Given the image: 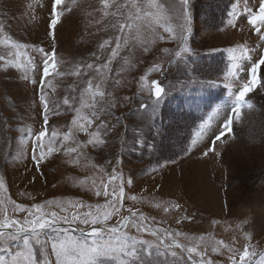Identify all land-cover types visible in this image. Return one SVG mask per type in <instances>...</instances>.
Returning a JSON list of instances; mask_svg holds the SVG:
<instances>
[{
  "label": "rangeland",
  "instance_id": "obj_1",
  "mask_svg": "<svg viewBox=\"0 0 264 264\" xmlns=\"http://www.w3.org/2000/svg\"><path fill=\"white\" fill-rule=\"evenodd\" d=\"M213 1L189 0L188 53L177 56L179 41L168 38L159 25L154 31L145 27L139 40L130 38L129 47H122L109 65L111 71L96 72L85 66L105 62L111 48L101 50L99 45L120 35L112 25L123 22L120 11L127 15L126 9L117 11L114 6L105 10L102 0H63L57 6L60 21L52 30L51 0H0V40L11 38L8 46L0 44V57H4L0 59V179L4 183L0 207L21 220L26 214L14 213L9 199L25 207L43 204L46 212L71 216V211L62 212L55 202L66 206L69 201L83 202L93 208L103 205L105 198L95 192L109 183L115 171L125 182L123 215L128 214L126 210L130 207L147 217L146 223L151 227L180 233L181 244L191 247L195 242L213 264H230L232 256L239 261L245 248L250 253L246 259L257 264L264 254V65L256 69V86L246 96L257 104L259 112L247 119L245 111L252 107L244 108L245 100H239L235 85L226 86L225 76L232 66L229 49L243 44L255 47L259 43L257 33L247 26L246 19L243 29L228 25L236 0L229 5L223 23L219 14H211ZM141 2L145 11H156L149 8L148 0ZM158 2L167 8L171 0ZM240 2L242 5L243 0ZM248 2L253 4L257 0ZM125 3L127 0H115L116 6ZM106 11L110 14L105 15ZM169 23L175 26L176 21L171 19ZM12 41L27 45L21 50L24 55L20 59L27 62L33 58L40 64L36 79L42 85L34 89L30 81L21 78V70L6 69L15 54V49L10 48ZM141 41L147 43L148 53L142 54ZM39 48L55 53L47 77L42 73L43 58L36 51ZM155 65L160 66L159 71L152 70ZM28 75H33L31 69ZM241 75L250 81L251 65ZM155 79L164 87L158 106L152 90ZM88 81L100 86L106 101L116 103L114 116L109 118L110 128L112 124L116 126L105 138L107 144L95 149L89 146L76 163V154L66 153L58 143L59 150L37 165L32 155L39 131L49 129L43 140L47 145L52 130L62 138L76 118L75 111H65L68 106H63L58 115L49 112L46 125L44 107L39 101L41 86L50 108L54 104L63 105V100L70 96L77 98L72 104L79 108L82 92L83 100L91 102L84 91ZM236 107L240 108L239 119L232 111ZM182 110L196 116L207 113L196 126L192 116L190 119L177 116L182 115L179 113ZM90 111L81 108L80 114L90 118ZM225 112L233 118L232 131H226V138L221 137L213 145L209 136L217 126L223 129ZM116 116L120 117L119 123ZM75 139L83 143L85 133H77ZM64 143L72 146L71 141ZM205 144L214 147V152L207 156L203 154L207 151ZM128 179L131 185L126 183ZM120 183V179L112 181L109 190L112 187L118 190ZM133 196L137 200L133 201ZM48 201L54 203L48 205ZM87 210L85 207L79 211ZM60 228L80 235L76 225L65 224ZM126 231L155 241L150 233L138 234L130 226ZM218 244L220 249L213 251ZM35 247L38 251L39 246ZM176 251L180 254V249ZM183 257L187 260L186 253Z\"/></svg>",
  "mask_w": 264,
  "mask_h": 264
},
{
  "label": "snow or ice",
  "instance_id": "obj_2",
  "mask_svg": "<svg viewBox=\"0 0 264 264\" xmlns=\"http://www.w3.org/2000/svg\"><path fill=\"white\" fill-rule=\"evenodd\" d=\"M62 2L63 0H51L50 28L52 30L60 21L61 12L57 11V6ZM102 4L105 10L115 6L117 11L123 8L127 10L128 14L125 15L123 11H120L123 22L112 25L120 35L106 39L99 45L101 50L111 48L110 55L105 59V62L98 66L91 63L86 64L87 70L100 72L101 69H107L111 71L109 65L119 55L122 47H129L130 38L133 41L139 40L141 29L145 27L154 31V27L159 25L168 34V38L178 40L180 50L175 53L177 56L190 51L187 47L191 25L189 0H171L167 8L158 0H148L149 8H155V12L145 11L141 0H127V3L121 6H116L115 0H112V3L110 0H102ZM257 7L258 12L253 10ZM168 13H172V16H169ZM109 14L107 11L105 12V15ZM171 19H175V26L169 23ZM245 19L247 26H250L257 33L259 43L255 47L243 44L230 48L232 66L225 76V80L228 81L226 86L231 88L235 85L241 101H244L247 94L256 86V69L260 65H264V31H262L264 28V0H257L253 4H250L248 0H243L242 5L240 0H236V3L232 5L228 25L232 28L241 27L243 29ZM10 39L9 37L0 40V44L8 46ZM113 44L115 47H112ZM26 47L27 45L12 41L10 48L15 49V54L13 59L8 61L6 69L7 67H15L21 70V78L30 81L35 89L36 86L42 85V81L36 79V76L40 74L41 66L33 58H28L27 62L20 59L24 55L21 50ZM141 48L142 54L150 51L147 43L143 41H141ZM36 51L43 58L42 73L44 77H47L49 75V62L55 60V53L45 52L43 48L36 49ZM3 58L0 57V59ZM256 58H258V62H256ZM97 59L99 60L100 57L97 56ZM249 65H251L250 81L246 79V75H241L242 72L246 73ZM52 67H55L54 63ZM30 69L33 72L32 76L28 75ZM152 70L159 71L160 66L155 65ZM141 79L143 80L144 77ZM153 85L154 94L157 97L156 105L158 106L164 89L155 81H153ZM84 91L88 93L90 103L83 100L82 92L79 108L72 104L77 99L75 96L65 98L63 105L54 104L50 108L48 96L41 86L39 101L44 107L43 121L46 125L49 120V112L58 115L63 106H68L65 111H75L76 118L71 121L72 127H69L62 138L58 132L52 130L47 145L43 143V140L48 136L49 129L45 127L39 131L32 155V159L36 161L37 165L54 151L59 150L56 147L58 143L60 148L66 150V153L76 154V163H79L80 156L89 146L95 149L102 148L107 144L105 138L109 135L111 128L116 126L112 124L110 128L109 125V118L114 116L113 110L116 103L106 101L105 92L100 91L99 85L94 86L92 81H88V87ZM85 107L91 110L90 118H85L80 114L81 108ZM232 111L235 118L239 119L240 108L236 107ZM153 112H155V106H153ZM115 120L119 123L120 117L116 116ZM232 124L233 118L225 112L223 129L217 126L209 136L213 145L216 141H221V137H225L226 131H232ZM93 125L95 126L93 127ZM80 132L85 133L86 136L83 143L75 139V135ZM65 141H71L72 146L65 144ZM203 147L207 148V151L203 152L205 156L209 152H214V147H209L208 144L203 145ZM117 179L121 181L118 190L116 187L109 190V184ZM124 183L123 178L117 177L114 171L109 183L102 184L101 188L96 190L95 195L104 197L106 202L103 205H96L95 208L92 205L86 206L83 202L73 203L69 201L67 206L62 202H55V206L60 208L62 212L71 211V216L67 214L58 215L55 211L46 212L43 204L37 203L32 207H25L9 199L14 213H25L26 215L22 220L17 219L9 215L6 208L0 207V215L3 216L0 219V252L4 253L0 255V264H213V261L206 257V252L201 251L195 242L191 247H185L181 244L178 241L180 233L151 227L146 223L147 217L143 214L138 215L130 207L126 210L128 214L123 215L121 210L124 208L126 199ZM126 183L131 185V179H128ZM3 188V180L0 179V189ZM131 199L135 201L137 197L133 196ZM46 203L52 205L54 202L48 201ZM0 204H3V201H0ZM85 207L88 208L87 211H79ZM73 209L76 211H72ZM116 217H119L116 223H110ZM61 222L69 226L76 225L80 235L74 236L68 229H61ZM129 226L134 228L138 234L150 233L155 241L141 239L137 235L129 234L126 231ZM36 245L39 246L38 251ZM220 247L221 245L218 244L212 250L218 251ZM176 249H180V254L177 253ZM228 250L232 251L230 248ZM184 253L187 254V260L183 257ZM249 255L248 249L245 248L243 253L239 255V261L235 256L229 258L230 264H250V261L246 259ZM251 255H255V253H251ZM257 264H264V254L260 256Z\"/></svg>",
  "mask_w": 264,
  "mask_h": 264
},
{
  "label": "trees",
  "instance_id": "obj_3",
  "mask_svg": "<svg viewBox=\"0 0 264 264\" xmlns=\"http://www.w3.org/2000/svg\"><path fill=\"white\" fill-rule=\"evenodd\" d=\"M213 2H214V10L212 9L211 14H216V15L219 14V16L221 17V22L223 23L224 18H225V15L227 13V9H228L229 5L231 4L232 0H214ZM219 5H221V6H219ZM220 12H222V13L220 14ZM219 24H221V23H219ZM207 65L208 64L206 62L203 63V66L205 68H206ZM250 107H252V108H250ZM248 108H250V109L249 110H246L245 111V115H244V117L247 118V119H250V117L252 115H254L257 112H259V109L257 108V104L251 103V106H249ZM179 113H182V115H177L181 119L182 118H188V119H190L191 116H192L193 121H194V124L196 126H198V124H199V122L201 120V118H200L199 115H197V116L196 115H192L189 111L183 110V111H181ZM249 126H250V124L248 125V127ZM168 132H170V131L168 130Z\"/></svg>",
  "mask_w": 264,
  "mask_h": 264
},
{
  "label": "water",
  "instance_id": "obj_4",
  "mask_svg": "<svg viewBox=\"0 0 264 264\" xmlns=\"http://www.w3.org/2000/svg\"><path fill=\"white\" fill-rule=\"evenodd\" d=\"M156 83H158L157 81H155ZM159 84V83H158ZM159 86L161 87V88H163L160 84H159ZM155 95V94H154Z\"/></svg>",
  "mask_w": 264,
  "mask_h": 264
}]
</instances>
